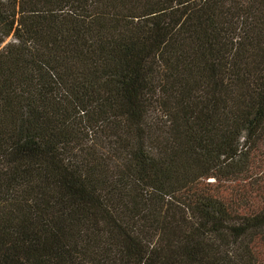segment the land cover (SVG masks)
Returning <instances> with one entry per match:
<instances>
[{
  "label": "trees",
  "instance_id": "obj_1",
  "mask_svg": "<svg viewBox=\"0 0 264 264\" xmlns=\"http://www.w3.org/2000/svg\"><path fill=\"white\" fill-rule=\"evenodd\" d=\"M0 264H264V0H0Z\"/></svg>",
  "mask_w": 264,
  "mask_h": 264
}]
</instances>
